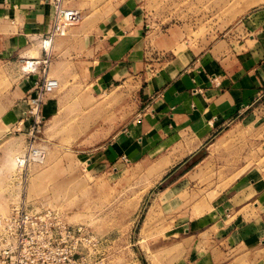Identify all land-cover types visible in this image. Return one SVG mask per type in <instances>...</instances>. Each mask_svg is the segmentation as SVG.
<instances>
[{"label":"crops","instance_id":"obj_1","mask_svg":"<svg viewBox=\"0 0 264 264\" xmlns=\"http://www.w3.org/2000/svg\"><path fill=\"white\" fill-rule=\"evenodd\" d=\"M47 1L0 0V65L13 79L5 97L8 109L0 114V142L15 135L25 97L34 94L38 75H23L20 67L42 57L38 42L52 18ZM63 5L77 9L80 21L51 44L46 76L66 85L65 92L86 88L90 96L127 85L136 90L130 94V117L93 154L95 160L86 165L91 170L150 163L163 170L171 159L188 157L239 122L260 120L259 111L244 117L264 93L259 63L264 51L249 48L253 39L238 47L228 39L175 51L180 42L157 30L161 26L142 0H64ZM64 97H47L43 119L53 118L70 94ZM206 208L180 233L168 235L160 251L171 253L170 264H264V184L241 175Z\"/></svg>","mask_w":264,"mask_h":264},{"label":"rangeland","instance_id":"obj_2","mask_svg":"<svg viewBox=\"0 0 264 264\" xmlns=\"http://www.w3.org/2000/svg\"><path fill=\"white\" fill-rule=\"evenodd\" d=\"M142 1L160 24L157 30L180 42L175 51L185 46L200 50L228 39L237 47L253 39L249 48L264 51V0ZM260 62L264 66V54ZM8 71L0 65V114L8 109L5 97L13 80ZM65 86L58 84L53 93L70 98L53 118L43 120L39 138L44 158L29 165L24 185L18 186L14 168L23 150L22 133L0 142V215L20 202L56 209L68 221L89 227L96 244L88 247H97L95 258L105 264H170L171 253L160 250L200 207L208 209L217 193L241 175L264 184V93L244 114L259 111V121L239 122L188 157L171 159L163 170L152 163L91 170L86 165L95 160L93 154L130 117V94L136 90L127 85L90 96L86 88L75 93L63 91Z\"/></svg>","mask_w":264,"mask_h":264},{"label":"built area","instance_id":"obj_3","mask_svg":"<svg viewBox=\"0 0 264 264\" xmlns=\"http://www.w3.org/2000/svg\"><path fill=\"white\" fill-rule=\"evenodd\" d=\"M52 8L49 31L39 41L42 57L25 60L21 73L34 74L33 95L25 97L26 108L14 132L22 133L23 150L15 158L14 168L21 185L29 173L30 164H41L44 149L40 133L44 100L58 87L57 81L46 76L51 63L50 47L57 38L80 21L77 9L63 5L64 0H48ZM94 237L88 226L67 220L66 215L49 207H30L24 203L11 205L0 215V264H105L100 258Z\"/></svg>","mask_w":264,"mask_h":264},{"label":"water","instance_id":"obj_4","mask_svg":"<svg viewBox=\"0 0 264 264\" xmlns=\"http://www.w3.org/2000/svg\"><path fill=\"white\" fill-rule=\"evenodd\" d=\"M195 156V155H194ZM191 157L190 159H188L183 165H182V167L177 171L178 173H173L170 177H168L166 180H165V183L166 182H169L170 180H172L177 174H179L180 173V171H182L185 167H186V165H189V164H191L195 159H196V157ZM159 188H161V187H159Z\"/></svg>","mask_w":264,"mask_h":264}]
</instances>
